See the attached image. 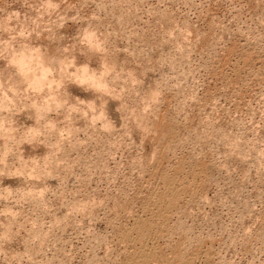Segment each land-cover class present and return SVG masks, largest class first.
<instances>
[{"label":"rangeland","instance_id":"374dc122","mask_svg":"<svg viewBox=\"0 0 264 264\" xmlns=\"http://www.w3.org/2000/svg\"><path fill=\"white\" fill-rule=\"evenodd\" d=\"M30 2L38 6V0ZM15 9L21 23L35 27L28 18L34 14L21 8L20 0H0V28L2 17ZM97 9L104 10L101 18L90 23L108 39L104 58L124 67L138 61L137 75L146 74L137 91L146 94L159 79L161 102L138 118L143 132L132 137L127 117L119 129L118 101L107 106L115 130L111 123L104 124L108 131L84 121L75 125L73 115L59 129L71 134L67 140L57 137L63 147L56 160L63 163L56 167L53 161L51 179L0 178V194L11 191L15 201L10 208L11 201L0 200V209L16 216H0L5 224L0 264H264V0H97L95 5L80 0L77 5L81 16ZM43 27L52 31L33 42L42 46L44 63L63 66L60 47L82 25ZM96 55L85 50L78 62L89 58L95 67ZM12 72L0 63V80L9 78L19 88L24 82ZM70 91L90 98L74 86ZM24 96L15 97L13 111L31 107V97ZM60 98L79 105L67 93ZM123 100L137 103L131 91ZM36 108L35 114L13 117L19 141L12 145L30 138L23 125L35 117L53 118ZM1 116L9 120L12 113ZM51 136L46 143L54 142L56 134ZM7 141L0 139V150L10 146ZM22 148L31 160L47 151ZM20 155L17 147L9 160ZM26 164L20 160L15 174L27 171ZM37 174L46 175L42 165ZM44 186L49 187L44 200L25 189Z\"/></svg>","mask_w":264,"mask_h":264},{"label":"clouds","instance_id":"9594fccd","mask_svg":"<svg viewBox=\"0 0 264 264\" xmlns=\"http://www.w3.org/2000/svg\"><path fill=\"white\" fill-rule=\"evenodd\" d=\"M78 3L80 0H38L37 6L30 0H20L21 8L30 9L34 14L28 17L31 19V24L35 26L31 28L20 22L22 13L19 9H15L2 17L4 27L0 28V63L13 70L12 75L24 83L18 88L10 79L0 80V112L12 113L9 120L0 118V133L3 134L0 139L6 138L10 144L9 147L0 150V178L23 180L25 183L51 179L53 170L50 169V165L54 160L56 167H60L63 163L56 160L61 148L57 138L51 144L45 141L53 133L60 140H67L71 133L67 129L64 131L59 129H62L64 121L71 119L73 115L76 116L75 125L79 121H84L85 126L99 127L102 131H108L104 128V124L111 123L112 129L115 130L117 127L107 111V106L109 101H118L119 104L115 111L119 114V129L124 125V117H127L129 127L133 128V131L129 133L132 137L134 131L143 132V128L138 125V118L149 116L153 110V105H158L161 102L163 92L159 89V79L153 82V87L145 90L146 94L137 91L143 85V77L146 74L144 70H141L137 75L136 69L140 68L138 61L133 60L131 67L107 62L104 58L107 52L104 45L108 39L105 33L90 23L92 20L100 19L104 10L97 9L95 12L90 11L87 16H81L80 11L77 10ZM88 3L95 5L97 0H88ZM68 4H71L72 7L65 11ZM69 13L75 14L69 15ZM13 21L17 23L13 24ZM49 22L56 26V30L64 28L66 24L82 25L78 28L72 41L60 47L64 61L63 66L52 67L50 64L41 63L42 46L33 42V37L35 41H38L44 33L52 31L50 27L41 28V24L47 25ZM37 29L40 30L37 31ZM44 38L47 39V36ZM125 47L126 45L123 48ZM85 50L97 54L95 67L92 66L93 61L89 58L78 62V58L84 56ZM73 86L79 92L90 94V98L74 95L70 91ZM129 91H131L132 96L137 98L136 104L129 105L124 102V95ZM21 92L25 94V99L31 97V107L28 109L22 107L13 111L14 98ZM62 93L75 97L79 101V105H69L67 100L60 98ZM36 97H39V101ZM38 103H43L48 114H52L53 118L45 120L44 117H35L33 124L23 125L24 131L31 134L30 138L23 139L19 145H12L11 142L17 140L14 133L18 130L14 126L16 121L13 117L25 114L29 110H33L35 114ZM65 105L68 107L66 108ZM121 107L125 108L124 112L118 111ZM64 112H67V115H62ZM56 117L60 118L56 119ZM26 119H33V117L26 116ZM40 136H44L45 139L36 140ZM23 144H28L34 152L41 146L47 151L43 156L33 155L32 157L35 159L31 160L29 157L25 158ZM17 147L21 155L15 162H12L9 160V155L14 154V149ZM20 160H26L28 164H31V167L26 164L27 171L20 170L17 175L15 173L20 169ZM41 165L46 175L37 174V169ZM2 187L13 189L5 184ZM45 188L49 187H27L25 189L29 195L33 191L38 192L37 198L44 200L47 193L44 191ZM11 196V191L7 195L0 194V200L6 204L9 205V201H11L12 206H9L10 208L15 207V201L10 199ZM4 215L10 216L12 219L16 218L11 211L6 212L4 209H0V216ZM4 227V222L0 221V241H3L2 229ZM12 242V240L8 241L10 244ZM3 248L4 245L0 242V251Z\"/></svg>","mask_w":264,"mask_h":264},{"label":"bare ground","instance_id":"6f19581e","mask_svg":"<svg viewBox=\"0 0 264 264\" xmlns=\"http://www.w3.org/2000/svg\"><path fill=\"white\" fill-rule=\"evenodd\" d=\"M106 58H107V57H106ZM44 59H45V57L42 59L41 63L46 64V63H44L45 61H43ZM51 59H52V58H51ZM51 59H50V60H51ZM50 60H49V61H50ZM54 60H55V59H54ZM59 60H60V59H59ZM61 60H62V59H61ZM61 60H60V61H61ZM55 61H56V60H55ZM55 61H54V62H55ZM51 63H52V62H51ZM58 63H59V62H58ZM54 65H55V64H54ZM51 66H52V65H51ZM54 67H56V66H54ZM11 76H12V75H11ZM7 79H9V78H7ZM11 81H12V80H11ZM21 93H22V92H21ZM20 96H21V95H20ZM20 96H19V99H20ZM38 98H39V97H38ZM38 98L36 97V99H38ZM14 99H15V98H14ZM20 100H21V99H20ZM27 100H28V99H27ZM38 100H39V99H38ZM18 101H19V100H18ZM128 102H129V101H128ZM30 103H31V102H30ZM38 104H39V107H40L41 109H40L39 107H37V106H36V107H37L38 109L42 110V112L39 110V113L41 112L42 115L47 114V109H46L45 105H44L43 103H38ZM38 104H37V105H38ZM27 105H28V104H27ZM129 105H130V104H129ZM21 106H22V105H21ZM25 107H26V106H25ZM37 108H36V109H37ZM124 109H125V108H124ZM120 110H121V109H120ZM122 110H123V108H122ZM158 110H159V109H158ZM69 111H70V110H69ZM36 112L38 113V111H36ZM123 112H124V110H123ZM43 113H44V114H43ZM5 114H7V113H5ZM41 114H40V115H41ZM155 114L157 115V113H155ZM8 115H9V114H8ZM10 115H11V114H10ZM10 115H9V116H10ZM40 115H38V116H40ZM156 115H155V116H156ZM3 116H4V115H3ZM36 116H37V114H36ZM44 116H45V115H44ZM47 116H48V114H47ZM42 117H43V116H42ZM1 118H2V116H1ZM7 119H8V118H7ZM9 119H10V118H9ZM45 120H47V119L45 118ZM107 124H108V123H107ZM14 126H15V125H14ZM23 133H24V132H23ZM0 134H1V136L3 135L2 133H0ZM14 135H15V133H14ZM16 136H17V135H16ZM54 136H55V135H54ZM26 137H27V136H26ZM51 137H52V136H51ZM51 137H49V138H51ZM39 138H40V137H39ZM44 138H45V137H44ZM44 138H43V139H44ZM56 138H57V137H56ZM4 139H6V138H4ZM21 140H22V139H21ZM38 140H39V139H38ZM51 140H52V138H51ZM58 140H59V138H58ZM6 141H7V139H6ZM18 141H19V140H17V142H18ZM46 141H47V140H46ZM48 141H49V140H48ZM7 142H9V141H7ZM7 142H5V143H7ZM17 142H16V144H17ZM11 143H12V142H11ZM50 143H51V141H50ZM50 143L48 142V144H50ZM58 143H59V141H58ZM5 146H6V145H5ZM5 146H4V147H5ZM78 146H79V145H78ZM62 147H63V146H61V148H62ZM68 147H69V146H68ZM67 149H68V148H67ZM62 150H63V149H62ZM60 155H61V154H60ZM62 156H63V155H62ZM33 196H34V195H33ZM171 196H172V195H171ZM30 198H31V197H30ZM30 198H29V199H30ZM39 200H40V199H39ZM156 230H157V229H156ZM127 238H128V237H127Z\"/></svg>","mask_w":264,"mask_h":264}]
</instances>
